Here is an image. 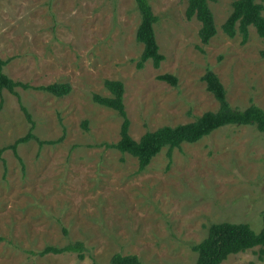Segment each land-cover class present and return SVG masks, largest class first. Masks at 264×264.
<instances>
[{
    "label": "rangeland",
    "instance_id": "rangeland-1",
    "mask_svg": "<svg viewBox=\"0 0 264 264\" xmlns=\"http://www.w3.org/2000/svg\"><path fill=\"white\" fill-rule=\"evenodd\" d=\"M236 0H210L217 34L208 44L200 23L186 15L189 0H150L165 60L138 62L141 15L134 0H0V58L7 76L32 86L68 83L56 97L18 88L3 93L0 149V264H110L115 254L146 264H194L212 224L262 229L264 134L255 126L225 127L202 140L165 148L144 171L136 158L106 144L120 140L117 111L94 102L108 97L105 81L125 86L130 134L189 123L219 104L203 81L213 71L234 108L264 109V38L250 28L247 42L222 29ZM171 74L178 84L161 81ZM22 103V104H21ZM1 104V97H0ZM85 245L77 254L33 253L48 246ZM223 264H264L259 247L230 255Z\"/></svg>",
    "mask_w": 264,
    "mask_h": 264
},
{
    "label": "trees",
    "instance_id": "trees-1",
    "mask_svg": "<svg viewBox=\"0 0 264 264\" xmlns=\"http://www.w3.org/2000/svg\"><path fill=\"white\" fill-rule=\"evenodd\" d=\"M141 15L140 25L136 39L143 45V52L138 62V69H143L148 61H152L156 68L161 66L165 56L159 46L155 25L159 17L154 13L150 0H134ZM210 0H189L186 15L189 19H197L200 23L199 37L203 44H208L217 34L215 19L209 5ZM250 28H254L257 34L264 38V0H236L232 4V13L223 24V31L231 38L240 34L243 42H247L250 36ZM9 60L0 58V97L3 101L4 91L15 94L19 98L18 88L23 90H39L56 97H64L71 93V85L68 83H53L42 86H32L29 83L17 82L6 75L5 68ZM159 80L168 82L173 86L178 84V78L171 74L158 77ZM207 90L214 96L219 107L215 111H208L195 118L194 121L176 126H163L155 131H148L139 140H135L130 134V119L125 107V86L121 81L107 80L105 87L111 95L103 97L94 95L95 103L113 109L122 117L120 140L115 144H106L108 148H114L122 154H128L137 159L139 171H144L152 160L163 149H168V156L172 159L173 150L179 149L183 144H193L210 136L213 132L225 127H238L252 125L264 134V109L254 103L245 109L234 108L227 98V91L220 78L211 70L203 77ZM22 104V103H21ZM22 111L31 124L28 133L17 139L12 145L0 149V160L6 150L13 153L22 162L18 154V147L31 140H37L40 146L55 145L62 141H41L35 134V122L28 109L22 104ZM262 229L255 231L249 224L222 222L212 224L208 229L207 237L199 244L193 246L198 254L194 264H223L230 255L239 254L247 250L259 247V256L264 258V214L262 216ZM85 245L82 242L70 243L64 247L48 246L42 251L33 253L44 257L50 254L61 255L65 253L77 254L84 259ZM110 264H146L136 255L115 254Z\"/></svg>",
    "mask_w": 264,
    "mask_h": 264
}]
</instances>
